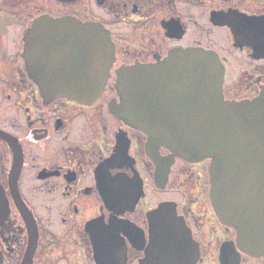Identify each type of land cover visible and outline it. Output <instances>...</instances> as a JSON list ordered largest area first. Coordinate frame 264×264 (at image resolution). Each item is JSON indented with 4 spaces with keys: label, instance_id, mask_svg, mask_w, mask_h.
Instances as JSON below:
<instances>
[{
    "label": "flooded vegetation",
    "instance_id": "af4514ba",
    "mask_svg": "<svg viewBox=\"0 0 264 264\" xmlns=\"http://www.w3.org/2000/svg\"><path fill=\"white\" fill-rule=\"evenodd\" d=\"M46 17L109 31L115 59L93 102L47 98L31 77L24 45ZM180 48L218 56L224 98L264 95V0H0V264H264L215 213L211 159L151 155L118 115L117 71ZM164 202L175 213L150 216Z\"/></svg>",
    "mask_w": 264,
    "mask_h": 264
},
{
    "label": "water",
    "instance_id": "95a60500",
    "mask_svg": "<svg viewBox=\"0 0 264 264\" xmlns=\"http://www.w3.org/2000/svg\"><path fill=\"white\" fill-rule=\"evenodd\" d=\"M71 23L40 18L26 37L23 56L45 97L93 102L110 77L114 43L102 24L73 22L71 28ZM224 71L217 55L196 48H180L157 63L125 66L117 71L115 83L121 97L118 115L145 132L151 155L163 145L183 159H211L215 213L234 227L242 250L264 256V95L224 98ZM174 207L161 203L150 216L174 214ZM25 218L33 230L36 222L29 212ZM178 220L171 218L173 230L186 228Z\"/></svg>",
    "mask_w": 264,
    "mask_h": 264
},
{
    "label": "rangeland",
    "instance_id": "374dc122",
    "mask_svg": "<svg viewBox=\"0 0 264 264\" xmlns=\"http://www.w3.org/2000/svg\"><path fill=\"white\" fill-rule=\"evenodd\" d=\"M172 194H174L173 196H176V193H170L171 196H172Z\"/></svg>",
    "mask_w": 264,
    "mask_h": 264
}]
</instances>
